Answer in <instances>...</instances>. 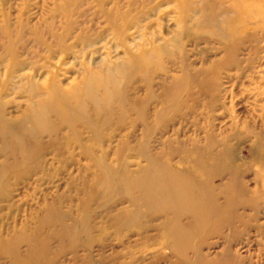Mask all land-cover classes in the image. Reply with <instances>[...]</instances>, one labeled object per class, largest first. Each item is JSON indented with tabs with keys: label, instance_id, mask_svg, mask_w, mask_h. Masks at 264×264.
I'll return each mask as SVG.
<instances>
[{
	"label": "rangeland",
	"instance_id": "1",
	"mask_svg": "<svg viewBox=\"0 0 264 264\" xmlns=\"http://www.w3.org/2000/svg\"><path fill=\"white\" fill-rule=\"evenodd\" d=\"M15 58L0 264H264V0H0Z\"/></svg>",
	"mask_w": 264,
	"mask_h": 264
},
{
	"label": "bare ground",
	"instance_id": "2",
	"mask_svg": "<svg viewBox=\"0 0 264 264\" xmlns=\"http://www.w3.org/2000/svg\"><path fill=\"white\" fill-rule=\"evenodd\" d=\"M202 12V11H200ZM199 13V12H198ZM124 31V29H123ZM90 46H93L90 45ZM74 46L73 45H70L68 46L67 49L65 50H71L73 49ZM50 59V58H49ZM49 59H48V62H49ZM47 63V62H46ZM21 64V61L20 60H17L16 58L15 59H12V62L9 63V65L6 66V69L4 70V76H1L0 74V108L2 109L3 106L7 105L9 102H4L3 101V97L5 95L6 92H8L9 90H12V91H15V89L17 88V85L15 83V73H16V69L19 67V65ZM41 69H39V67H37V65L34 63L33 66H32V72L33 73H36L42 69H45V68H49V66L47 64H44L42 66H40ZM57 68L58 66L56 67V69L54 71H52L49 75H48V78H46V82L42 85V87L44 88H48V85L51 84V81L54 83L58 77V74H57ZM2 77V78H1ZM49 83V84H48ZM34 85V84H33ZM39 85V84H38ZM37 85V86H38ZM40 86V85H39ZM158 187V186H157ZM162 190V189H161ZM178 192V191H177ZM163 195V194H162ZM165 195V194H164ZM160 202V201H159ZM163 203V201H162ZM175 203V202H173ZM171 203V204H173ZM181 203V201H180ZM179 203V204H180ZM167 204V203H166ZM176 204V203H175ZM165 205V204H164ZM169 205V204H168ZM167 205V206H168ZM166 206V205H165ZM169 207V206H168Z\"/></svg>",
	"mask_w": 264,
	"mask_h": 264
}]
</instances>
